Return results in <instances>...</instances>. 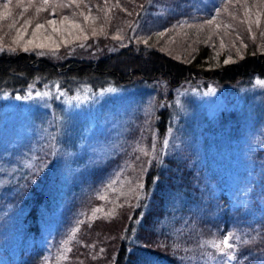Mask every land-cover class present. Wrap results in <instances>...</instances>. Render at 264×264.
Returning a JSON list of instances; mask_svg holds the SVG:
<instances>
[{"label": "trees", "instance_id": "16d2710c", "mask_svg": "<svg viewBox=\"0 0 264 264\" xmlns=\"http://www.w3.org/2000/svg\"><path fill=\"white\" fill-rule=\"evenodd\" d=\"M153 1L78 0L73 10L58 8L56 4L60 0H48L44 9V0H0V45L5 49L17 48L15 53L0 52V92H24L32 85L43 89L46 84L57 82L69 95H74L76 90H81L80 94L99 95L112 89L111 86L130 91L147 88L151 89V95L164 87L168 99L188 84L249 86L254 77L264 79V52L257 46L228 64L223 63L225 56L216 57V46H211L215 37L231 32L228 24L244 21L246 2L252 0H220L215 9L198 11L195 15L189 10L193 6L187 5L195 0H173L178 11L174 10L164 22L150 12L155 9ZM181 2L187 9L185 5L181 9ZM230 4L233 5L229 7ZM224 9L228 10L227 14H223ZM90 10L95 21L100 19L96 24L98 34L92 38L72 42L61 52H44L45 55H38L31 48L28 52L21 50L23 39L16 35L24 33L21 26L25 20L38 19L37 24L50 19L52 12L59 16L68 11L83 17ZM233 13L235 18H231ZM219 14L225 24L218 30L209 28L213 37L203 42L197 35L205 37V25L190 26L202 25ZM120 29L133 34L128 39L114 35ZM159 29L166 30L164 36L155 38L153 35ZM191 29L196 33H191ZM147 33L152 35L145 44L143 38ZM174 48L183 50V56L187 57H179ZM174 106L160 109L154 118L160 136L178 126L179 143L168 155L162 151L154 155L151 150L142 156L136 150L146 121L130 129L132 121L127 120L128 127L125 131L121 128L117 140L122 135L128 141L125 152L116 156L108 152L104 156L95 154L90 167H85L87 150L71 157V152L84 141L82 134L60 136L53 119L42 117L37 121L36 118L41 131L28 136L27 146L26 140L12 146L11 138L5 136L2 141L7 142L0 143V231H4L3 227L7 230L5 237H10L17 252L16 258L11 254L9 264L42 263L47 248L40 239V221H47L44 214L48 211L56 217L61 212L64 220L66 216L74 217L71 227L79 225L80 239L73 243L68 260L60 264H264L263 169L262 183L252 188L253 205H231L232 200L225 192H215L210 185L218 169L194 165L197 156L189 142L199 141V137H192L200 133L194 134L190 125L186 127L185 115L177 113L176 102ZM60 108L61 115L68 113L61 103ZM140 109L136 117H143ZM116 127L117 123L110 132ZM104 135L108 141L109 135ZM45 142L50 145L46 146ZM55 144L59 145L58 149ZM256 149L255 153L247 151V156H256L264 167V148ZM244 153L241 151L240 155ZM43 163L48 165L43 167ZM79 165L83 168L77 173ZM70 167H76V172L69 171L73 176L63 192L58 191L55 185ZM209 169L212 171L207 174ZM126 177L135 183L137 180L143 187L138 185L139 190L135 191L127 185L118 196L116 190H109L116 180ZM106 191V198L101 197ZM61 227L55 233L57 238L62 236ZM29 231H33L32 236L28 235ZM2 235L0 232V238ZM225 236L233 245L226 252L236 257L231 261L212 246L220 243L225 247L222 243ZM11 249L3 253L10 256Z\"/></svg>", "mask_w": 264, "mask_h": 264}, {"label": "rangeland", "instance_id": "374dc122", "mask_svg": "<svg viewBox=\"0 0 264 264\" xmlns=\"http://www.w3.org/2000/svg\"><path fill=\"white\" fill-rule=\"evenodd\" d=\"M195 1V3L189 2L187 4L193 6V8L189 9L193 15L198 11H211L220 2V0ZM238 1L242 0H236L235 2ZM77 2L78 0H75V2L73 0H60L56 6L63 8L60 5H69L66 8L75 10L74 6L77 5ZM153 2L155 9L150 12L155 13L156 19L160 18L161 22L167 20L169 18L167 16L173 13L174 10L178 11L177 6L173 4V0H155ZM181 5V9L184 5L185 9H187L184 2H181ZM231 5L233 4H230L229 7ZM246 5L247 14L244 17V21L238 20L237 23L231 22L228 24L227 27H230L231 32L228 34L222 33L220 37H215L216 41L211 44V46H216L214 48L216 57L225 56L223 63L225 59L229 58V62L236 60L253 46H257L259 51L264 52V36L261 35L264 32V11L262 13L264 2L262 0H252V3L246 2ZM47 6L48 4L42 5V8L44 9ZM89 12L87 20H85V16L77 17L74 11H68L67 14L59 16L52 12L50 19L56 20V25L48 24L47 21L50 19L43 20L40 24H43L44 27L36 30L35 35H33V30L38 19L32 18L29 20L31 23L24 26L27 31H24L22 35L17 34L16 36H20L23 39L22 45L24 47L27 46L34 51L61 52L64 47L72 42H83L92 38L93 29L96 30V35L98 34L96 24L100 19L95 21L94 13L91 10ZM227 12L228 10L224 9L223 14H227ZM64 16L69 19L63 21ZM235 16L236 14L233 13L231 18H235ZM222 17L219 14L212 25H207L204 21L202 25L206 27L205 37L203 34L197 36L203 42L208 41L209 37H213V34L208 32L209 28L218 30L216 29L217 24L219 26L225 24L222 22ZM76 24L80 27H75L74 25ZM24 27L22 28L23 30ZM53 28L56 31H53ZM165 31L164 29H159L153 36L156 38V33ZM192 32L195 34L196 30L191 29ZM116 34L123 35L124 38L127 37L128 39L133 33L126 34L124 30L120 29L114 32V35ZM150 35L152 34L147 33L143 41H148ZM246 40H249L248 44ZM29 41L32 43H28ZM221 43H223V47H221ZM189 44L191 45V42ZM37 45L41 47H37ZM167 50L171 52V50ZM175 52L183 59L187 57L183 56V50L176 51L175 49ZM258 81L264 82V79L254 77L253 84L249 86L213 83L207 86H192L188 84L186 87L178 89L175 95L168 99L164 95L168 94V91L166 89V91L162 90L164 87L151 95V89L147 88H144L143 91L142 89L130 91L125 89L115 90L112 86V91L107 89L100 92L99 95L80 94L79 91L81 90H76L74 95H69L57 82H53L56 84L48 83L43 89L32 85L26 88L24 92H0V143H6V140L4 142L2 140L7 136L9 137L8 139L11 138L10 144L16 146L22 140H28V136L34 132L41 131L36 118L37 121L42 117L53 119L56 121L55 125L60 127H56L61 132L60 136L65 134L66 136L74 137L76 134H82L81 139L84 141L80 146H77L74 152H71V157L75 158L76 154L77 156L80 155L81 150H87L89 155L85 167H90L91 165L89 166V164L95 154L104 156L108 152L110 156H116L117 153L122 154L125 152L129 146L128 141L123 139L122 135L119 142L117 140L121 128L125 131L128 127V121H132L130 129L137 126V123L146 121L144 131L138 136L136 150L142 156L152 151L154 155H156V151H162L164 155H168L177 148L179 143L176 134L178 126L173 127L174 129L171 127L166 135L160 136L155 124L156 119L154 118L157 111L165 107H172L176 102L177 113L181 112L185 115L184 123L186 127L190 125L194 127V134L200 133L199 136L195 135L192 137V139L199 137V141L191 140L189 142L190 147L197 156L194 165L199 167L206 165L213 169H218V175L217 172L214 173L216 178L209 181L210 185L215 192H225L232 200L231 205L250 204L252 206V188L254 190L257 184L262 183L261 170L263 169L264 171L261 160L256 156H251L250 158L247 156V151L255 153L257 147L264 148V84H258ZM37 92L48 93V95L36 96ZM17 97L21 98L17 99ZM23 97L28 98L24 99ZM173 99H175L174 102ZM192 100L193 102L190 103ZM60 103L62 104V109H68L66 115H61L59 110L61 109ZM138 108H141L139 113L143 117H136ZM194 108L199 110L197 111ZM35 122L36 125L31 130ZM115 123H117L116 130L110 132L114 128ZM180 125L185 126L184 124ZM98 134H101L102 137H97ZM104 134L109 135L108 141ZM27 140L25 142L26 146ZM44 144L46 146L50 145L49 142ZM119 145H121L120 148ZM55 146L58 149L59 145L55 144ZM116 150L118 151L116 152ZM241 151L245 153L240 155ZM47 165L48 163H43L42 166L46 167ZM32 167L35 168L37 165H32ZM82 168L83 166L79 165L77 173ZM69 171L76 172V167H70L61 175L59 183L55 185L58 191L63 192L64 186L68 185L66 182L73 176L74 173H69ZM211 171L209 169L207 174H210ZM124 179L116 180L113 185L118 186V188L109 186V190H116L117 196L123 193L124 187L127 185L131 186V190H139L140 183L137 180L135 183L129 177ZM106 196L107 191L101 197L106 198ZM61 214L60 212L59 216L56 217L48 211L44 214L47 221H40V239L43 240L44 246L47 248L46 256L41 264L65 263L68 260V254L73 243L80 239L77 233L79 225L71 227V222L75 218L66 216L64 220V218H61ZM63 222H67L69 225L65 227ZM62 224L63 226L61 227ZM60 227L62 228L60 233L62 236L57 238L55 235L58 234L57 229ZM3 230L0 231L3 234L0 238V264H9L10 257L13 255L16 258L17 252L14 245H11L10 237H5L7 230L4 227ZM66 233L69 235H66ZM28 235L32 236L33 231H29ZM229 243L231 244L230 238ZM10 248H12L10 256H6L3 252Z\"/></svg>", "mask_w": 264, "mask_h": 264}, {"label": "snow or ice", "instance_id": "6c2138e0", "mask_svg": "<svg viewBox=\"0 0 264 264\" xmlns=\"http://www.w3.org/2000/svg\"><path fill=\"white\" fill-rule=\"evenodd\" d=\"M73 2H75V0H73ZM262 2H264V0H262ZM44 3H45V4H48V0H44ZM60 6H61V7H67V6H69V5H60ZM4 7L6 8L7 5H5ZM37 11H39V9H37ZM217 13H219V9H217ZM21 15H22V14H21ZM81 15H83V13H81ZM84 18H85V20L88 19L87 16H85ZM68 19H69V18H68L67 16H64V17H63V21H67ZM215 20H216V16H213L212 19H210V20H206L205 23H206L207 25H212L213 22H214ZM63 21H62V22H63ZM30 23H31V22H30L29 20H25V21H24V24H23L21 27H24V26H26V25H29ZM47 23L50 24V25H56L57 21L54 20V19H50V20L47 21ZM74 26L77 27V28L80 27L78 24H76V25H74ZM43 27H44L43 24L37 23L36 26H35V29L33 30V35H35V31H36V30H38V29H42ZM190 27L202 28L203 25H198V26L193 25V26H190ZM217 28H219V25H218V24H217ZM81 30H82V29H81ZM17 31L19 32V30H17ZM24 31H25V32L27 31V28H26V27H24ZM53 31H56V29L53 28ZM92 34H93V35H96V30H95V29H93ZM20 35H22V34H20ZM156 35H157L158 37H163V36H164V32L156 33ZM261 35L264 36V32H262ZM209 39H211V37H209ZM16 43H19V37L17 38ZM28 43H32V42L29 41ZM144 43L147 44L148 41H147V40H144ZM80 46L83 47L84 45L81 44ZM37 47H41V46H40V45H37ZM221 47H223V43H221ZM245 47H247V46L245 45ZM21 50L24 51V52H28V51H29V48H28L27 46H25V47H23ZM3 51H9V52H13V53H15V52L17 51V48H15V47H9V48L5 49V47H4L3 45H0V52H3ZM237 51H239V49H237ZM37 54H38V55H45V53L42 52V51H41V52H38ZM52 54H55V53L53 52ZM229 60H230V58H229V59H225V60H224V63H225V64H228V63H229ZM258 84H264V82H259V81H258ZM109 91H112V89H109ZM41 95H48V93H39V92L36 93V96H41ZM20 98H21V97H17V99H20ZM23 98H24V99H27L28 97H23ZM140 187H143V185H140ZM229 235H231V234H229ZM222 243H223V245H224L225 247H221L220 243H213L212 246H213L214 248L218 249V251H219L220 253L226 255L227 258H228V260L231 261V260L236 259V257H235L234 255H232V254L229 253V252H226V248H232V247H233V245H231V244L229 243V237H228V236H225V237L223 238Z\"/></svg>", "mask_w": 264, "mask_h": 264}]
</instances>
